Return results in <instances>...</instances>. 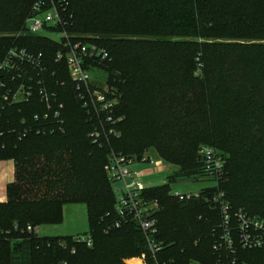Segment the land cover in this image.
<instances>
[{"label": "trees", "instance_id": "16d2710c", "mask_svg": "<svg viewBox=\"0 0 264 264\" xmlns=\"http://www.w3.org/2000/svg\"><path fill=\"white\" fill-rule=\"evenodd\" d=\"M35 1L0 0V58L16 46L43 53L39 66L22 64L14 81L0 84V161H14L0 201V264H128L144 252L153 264L139 224L115 226L117 198L105 170L111 149L142 159L151 147L178 166L168 183L146 189L158 202L156 259L264 264V247L222 243L223 203L233 230L239 212L264 218V0H61L71 41L109 53L102 67L122 119L119 136L98 141L67 63L56 59L61 43L23 34ZM5 78L0 73V83ZM21 83L33 86L32 97L5 101L9 85ZM204 147L220 150L208 157ZM179 178L215 183L171 193ZM68 203L87 205L90 230L81 235L91 246L81 235L27 229L62 223Z\"/></svg>", "mask_w": 264, "mask_h": 264}, {"label": "built area", "instance_id": "2783aa9c", "mask_svg": "<svg viewBox=\"0 0 264 264\" xmlns=\"http://www.w3.org/2000/svg\"><path fill=\"white\" fill-rule=\"evenodd\" d=\"M60 1L36 0L25 21L23 34L46 35L61 43L56 59L67 63L77 97L82 101L84 108H86L93 121L91 136L95 141L101 140L103 136L105 138L111 135L119 136L115 126L122 118L116 117L114 113L118 105V99L114 95L115 92L94 83L92 78V72L104 70L102 66L109 57V53L103 46L94 42L71 41L63 27L65 19L60 9ZM42 57L43 53L36 54L27 48L17 46L10 48L6 56L0 58V73L6 74L7 77L0 84L7 86V80L14 81L16 79L14 72L21 70L22 64L29 63L34 67L39 66ZM33 93L34 88L31 84L21 83L14 86L9 85L3 98L5 101L16 103L29 100ZM40 93L47 102H50V96L45 88H42ZM202 149H207L202 154L208 157H211V154L215 157L217 152L210 147ZM149 161L150 158L147 156L136 159L111 149L105 170L112 182V188L117 198L116 208L120 220L116 222L115 226H120L123 221L128 219L135 220L144 232L153 258V264H166L156 259V252L160 249L154 239L157 232L155 214L158 210V202L152 199L146 191L151 186H147L143 180L144 171L135 168V165ZM154 164L157 168H160L159 170H162L163 162L161 160H156ZM222 164L221 157L217 156V165L221 166ZM175 194H178V192ZM223 207L226 231L222 243L231 249L235 240L238 239L245 248L264 247V218L250 217L243 212H239L238 224L236 229L233 230L229 223V214L225 211L227 205L223 203ZM27 229L37 231V228H33L31 225H28ZM77 239L87 240L88 245H92L90 236L81 235ZM219 245L221 243L216 244L215 247L217 248ZM127 263L150 264V261L147 253L144 252L137 257L127 259Z\"/></svg>", "mask_w": 264, "mask_h": 264}, {"label": "rangeland", "instance_id": "374dc122", "mask_svg": "<svg viewBox=\"0 0 264 264\" xmlns=\"http://www.w3.org/2000/svg\"><path fill=\"white\" fill-rule=\"evenodd\" d=\"M97 78H96V77ZM92 78L93 82L96 84H99L101 86L107 87L111 90L108 82H107V72L104 70H98L95 72H92ZM114 91V90H112ZM233 123L226 124V129L229 131L233 130ZM211 149H218L215 147H210ZM207 149H200L199 151L202 153L205 152ZM220 150V149H218ZM143 156H147L150 158L149 162H146L144 164L135 165V168L137 169H143L147 170V173L144 174L143 180L147 186H158L162 184H166L169 182V176L173 174L177 169L178 166L172 163L167 162L164 160L157 152V150L153 147L147 148ZM156 160H161L163 162V165L161 166L162 170H159L160 168H157L154 164ZM225 162V161H224ZM12 168V165L10 162H5L3 164H0V167H3L5 169ZM215 182L208 178H202L200 180H195L193 178H179L175 182H171V193H193L197 194L199 191L204 188L213 185ZM2 195V190H0V196ZM78 204V203H76ZM82 205V203H81ZM84 229H82L80 232H89L88 223L86 222V216L84 214ZM72 227V226H71ZM82 227V226H81ZM133 258V257H131ZM130 259V258H129ZM191 264H202L199 261H194Z\"/></svg>", "mask_w": 264, "mask_h": 264}, {"label": "crops", "instance_id": "0c3cea01", "mask_svg": "<svg viewBox=\"0 0 264 264\" xmlns=\"http://www.w3.org/2000/svg\"><path fill=\"white\" fill-rule=\"evenodd\" d=\"M5 162H10L12 168L5 169L0 167V190H2V195L0 196V201H5L6 187L7 184L14 180V161L13 160H2L0 164ZM143 170V169H142ZM144 174L147 170H143ZM84 214L86 216V222L90 230L88 207L85 203H68L64 206V221L60 224H46L37 227V232L42 236H77L83 234L80 232L84 229ZM72 226V227H71ZM82 226V227H81ZM87 232V231H86ZM84 232V233H86Z\"/></svg>", "mask_w": 264, "mask_h": 264}]
</instances>
